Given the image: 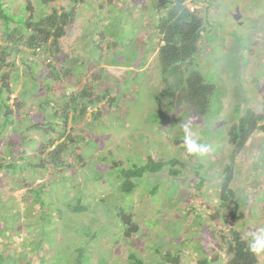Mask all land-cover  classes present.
I'll return each mask as SVG.
<instances>
[{
    "label": "rangeland",
    "instance_id": "obj_1",
    "mask_svg": "<svg viewBox=\"0 0 264 264\" xmlns=\"http://www.w3.org/2000/svg\"><path fill=\"white\" fill-rule=\"evenodd\" d=\"M159 2L5 0L19 18L54 8L73 14L54 57L20 41L0 70L12 116L6 123L0 97V157L14 165L0 171V259L6 264H75L79 249L83 264H130L133 252L153 264H174L165 256L179 264H204V258L221 264L230 257L219 235L235 225L254 239L264 264V128L249 129L237 151L229 133L247 114L264 113V0L185 1L205 18L200 66L216 89L205 117L194 116L183 96L178 107L172 96L162 97L170 86L159 61ZM18 25L11 21L10 28ZM19 27L23 38L31 33ZM5 28L0 19V53ZM48 61L68 74L53 79ZM68 95L87 108L65 122L55 110ZM52 120L53 134L34 127ZM70 133L74 141L58 148ZM49 154L58 156L57 165L45 161ZM232 158L236 198L226 202L222 178ZM140 159L178 162L136 179L128 195L114 165ZM84 205L88 209L70 208ZM120 207L137 224L130 237L117 218Z\"/></svg>",
    "mask_w": 264,
    "mask_h": 264
},
{
    "label": "trees",
    "instance_id": "obj_2",
    "mask_svg": "<svg viewBox=\"0 0 264 264\" xmlns=\"http://www.w3.org/2000/svg\"><path fill=\"white\" fill-rule=\"evenodd\" d=\"M44 2L45 0H41ZM186 0H160L157 4L156 9L162 11L163 15L160 17L159 22L155 26L157 34L160 38L159 47V61L162 77L166 80L167 84L170 86L168 92L165 90L162 93L164 96H172V101L175 106L178 107V102L180 97L185 98L187 104L191 108V112L194 116L205 117L210 111V104L212 103L213 96L215 94V86L213 83H208L206 81L205 75L201 68V46L202 37L205 32V18L198 14V12H192L185 4ZM31 13V12H30ZM73 18V14L59 13L56 8L46 15L40 16H30L28 18H19L17 16L11 15L7 8L5 7V0H0V19L3 20L5 24V40L4 46L1 47L0 53V70L5 65L4 58L5 54H8V49L21 45L32 49L33 52H38V54H43L46 57V53L50 54L52 57L56 53L60 52L61 42L66 33L67 25ZM11 21H15L22 27L31 29V33L23 38L21 36L19 25L15 28H10ZM101 29V28H100ZM100 32L99 34H101ZM20 35V36H16ZM103 36V34H101ZM100 41V39H98ZM102 49V48H101ZM50 60V59H48ZM48 61L47 65L51 64ZM53 68L55 66L52 64ZM51 66V67H52ZM69 70L62 68L61 70L55 69L52 73V78L56 80L61 79L59 75H67ZM34 76V73H33ZM4 77V75L2 76ZM170 79V83L168 80ZM5 88V89H4ZM84 94L88 93V87L84 89ZM4 92L7 93V87L0 86V97L2 104L8 109L7 115L4 119L6 123L12 120L10 113L11 106L8 104L9 99H3L2 96ZM64 95V94H63ZM60 103V110H55V113L59 111L61 114L59 117L63 118L65 122L71 119L74 120L78 116H84L86 112L87 104L84 100L83 102H77L76 96L68 95L67 99L62 98ZM72 113V114H70ZM63 114V115H62ZM58 115V114H57ZM198 118V117H197ZM264 120V113L247 114L239 126H234L230 131V141L234 144V149L237 151L240 149L246 137L249 135V129L254 130L258 127H264L259 125V122ZM55 121L52 120L48 124L46 123H36L34 127H40L51 132L53 134V129H55ZM52 124L54 127L52 128ZM57 124V123H56ZM60 126V125H58ZM66 128V126L64 127ZM71 134V136H70ZM70 140L65 139L58 148L62 149V146L69 145L74 141V136L70 133ZM60 151V150H57ZM45 161L50 162L53 165H57L60 160L56 154H49ZM233 156V155H232ZM6 158L0 157V171L4 170L6 167L13 168V164L5 163ZM141 160V159H140ZM177 160L171 161H154L152 159L144 162L141 160L138 164H130L129 166H119L114 165V168L118 170L121 174L123 181L121 189L123 192L131 195L137 188L138 184L136 179L144 176L146 173H155L162 170L168 163L175 166ZM130 163V162H129ZM233 158L230 163L226 165L224 175L222 178V188H221V199L223 201H234L236 198L235 191L230 187V183L233 180ZM172 175H178L172 167ZM73 211L88 209L86 205L79 207H72ZM117 218L120 221V226L123 229V233L130 237L136 234L137 224L134 222L133 214L128 212L126 208L120 207L117 210ZM222 231V230H219ZM223 232V231H222ZM224 246H222V253L229 256V260L222 262L221 264H258L259 259L257 257L255 241L252 240L251 243L245 239L240 232V230L235 226H231L230 231H225L219 235ZM218 237V236H217ZM80 254L77 257L75 264H83V250L79 249ZM168 253V252H167ZM169 255V253H168ZM165 256V255H164ZM1 257V255H0ZM169 262L174 264H179L177 257L165 256ZM219 258L207 259L204 258L202 263L204 264H214ZM219 261H222L219 259ZM0 264H6L0 259ZM23 264H30L29 262ZM130 264H153L152 262H146L144 259L139 257L135 252L130 254ZM158 264V263H157ZM162 264V263H159Z\"/></svg>",
    "mask_w": 264,
    "mask_h": 264
},
{
    "label": "clouds",
    "instance_id": "obj_3",
    "mask_svg": "<svg viewBox=\"0 0 264 264\" xmlns=\"http://www.w3.org/2000/svg\"><path fill=\"white\" fill-rule=\"evenodd\" d=\"M187 7H188V6H187ZM191 7H192V6H190V7H188V8L190 9V11L193 12V11L195 10V6H194V9H192ZM251 50H252V49H251ZM202 54H204V53H203V49L201 48V55H202ZM202 72H203V71H202ZM164 91H165V90H164ZM164 91H163L162 93H164ZM163 98H164V96H163ZM206 116H207V115H206ZM262 122H264V120L261 121V122H259V125L264 126V123H262ZM258 128H260V127H258ZM261 128H264V127H261ZM256 129H257V128H256ZM256 129H254V130H256ZM232 224H233V223H232ZM232 224H231V225H232ZM235 226H236V225H235ZM236 227H237V226H236ZM237 228L240 230V232L242 231V229H240L239 227H237ZM253 240H254V239H253ZM256 252H257V246H256ZM257 254H258V252H257ZM258 255H259V254H258Z\"/></svg>",
    "mask_w": 264,
    "mask_h": 264
},
{
    "label": "built area",
    "instance_id": "obj_4",
    "mask_svg": "<svg viewBox=\"0 0 264 264\" xmlns=\"http://www.w3.org/2000/svg\"><path fill=\"white\" fill-rule=\"evenodd\" d=\"M191 8L194 9V6H192Z\"/></svg>",
    "mask_w": 264,
    "mask_h": 264
}]
</instances>
